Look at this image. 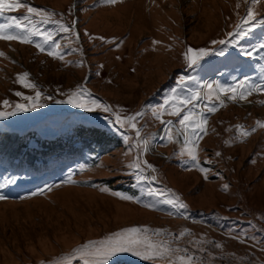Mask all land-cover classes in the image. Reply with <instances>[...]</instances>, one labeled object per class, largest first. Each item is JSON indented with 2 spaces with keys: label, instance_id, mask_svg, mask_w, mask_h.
Listing matches in <instances>:
<instances>
[{
  "label": "rangeland",
  "instance_id": "374dc122",
  "mask_svg": "<svg viewBox=\"0 0 264 264\" xmlns=\"http://www.w3.org/2000/svg\"><path fill=\"white\" fill-rule=\"evenodd\" d=\"M24 2L54 11L53 21L71 31L34 16L36 30L52 41L43 35H33L31 43L0 39V111L30 106L0 119V264H64L66 256L84 264L76 248L132 227L171 252L156 260L119 253L109 264H182L181 256L191 264H264V126L257 124L264 122V91L253 87L264 86V0ZM249 8L254 20L247 19ZM24 14V8L5 13L0 24ZM237 25L245 35L237 34ZM56 43L63 59L48 54ZM189 47L209 54L189 66ZM24 72L34 88L18 82ZM181 77L193 79L181 83ZM241 84L251 90L246 99L219 91ZM78 86L88 90L82 97L72 95ZM37 90L41 106L31 107L24 97ZM197 91L200 99L185 108L207 118L198 132L199 166L186 151L180 154L184 113L170 114L173 96ZM93 99L111 110L91 105ZM157 109H166L160 119L153 115ZM141 111L136 124L149 141L146 152L137 146L136 129L115 123L117 114ZM240 125L250 134L242 136ZM138 155L141 167H130ZM168 199L188 207L164 203Z\"/></svg>",
  "mask_w": 264,
  "mask_h": 264
},
{
  "label": "snow or ice",
  "instance_id": "6c2138e0",
  "mask_svg": "<svg viewBox=\"0 0 264 264\" xmlns=\"http://www.w3.org/2000/svg\"><path fill=\"white\" fill-rule=\"evenodd\" d=\"M106 3L114 4L117 2V0H105ZM253 4L257 2V0H252ZM24 8L26 9V14L22 16H16V15H10L8 16V24H0V39L5 40H19L22 43H31V37L33 35H43L45 37V42L52 41L53 37L50 34L42 33L36 30V24L34 20V16L39 18L41 22L49 23L54 22L57 24H60V30L63 32H70L71 27L66 24H61L60 21H53L52 17L56 15L54 11L46 10L43 7L37 8L31 6L30 3L24 2V0H0V16H4L5 13L12 12L16 9ZM247 19H255V15L251 8H249L247 13ZM247 19L244 21L247 22ZM26 21L28 23H26ZM29 23H31V28L29 27ZM18 28L25 30L23 32L15 33L8 31L9 29ZM237 34L238 35H245L246 33L243 32L240 29V25H237ZM77 33V37H78ZM229 35H232V33H229ZM103 39V37H101ZM235 42V41H233ZM154 43H159L158 41H155ZM213 44L219 43L224 44L225 41H213ZM36 47L41 51H45V48L43 45L37 43ZM61 45L56 43L54 44V50L49 51V55L58 56L60 59H63L64 57L60 55L59 49ZM262 48H264V45H261ZM209 54V50L205 48L201 49H192L189 47L186 52L184 53V57L186 61L188 62L189 66L195 65L201 60L204 56ZM223 50L220 52V55H223ZM245 55H252L251 51H247L244 53ZM5 55L2 51H0V56ZM29 76V73L24 72L22 74H18V82L24 84L25 87H35V84H33L31 81L27 80V77ZM185 79H193L192 77H181L180 81L183 83ZM210 90L212 89V85H207ZM254 88L260 91H264V86L260 85H254ZM237 88H241L242 90L237 92ZM88 90L84 87L78 86L76 92L72 93L73 96L76 97H82L84 93H86ZM219 91L223 92H232L233 95L231 96L232 100H236L237 96H239L240 99H246L248 95H251V90H243V84L237 85L235 88L229 86L228 88L221 87ZM18 96L23 95V93L17 92ZM41 93L40 91H36L34 97H24L25 100L32 101L31 107H40L41 105L37 102ZM206 99L211 98V92L208 94V96L205 97ZM200 99V93L197 91L193 93L191 97L187 98H178L173 96L171 98V115L176 117H181V114L184 113L183 117L179 119V125L181 129L183 130L184 134V147L181 148L180 154L183 155L185 151L187 152L188 156L191 157L192 161L194 162L195 166H199V159L197 157V148H198V142L201 138L198 135V132H204L205 129L203 127L204 124L207 123V118L204 116L203 112H194L190 107L185 108V106L192 105L193 100H199ZM217 100L220 99L219 96L216 97ZM68 103H74L72 99H69L67 101ZM5 105H8L9 101L5 100L3 101ZM91 105L100 108L102 107L105 112H108L111 110V106L107 104H101L98 100H91ZM221 104L224 103L223 100L220 101ZM264 103V102H262ZM169 101H165V105H168ZM75 106L78 108H86L88 107V104L84 102H78L75 103ZM30 106L26 104H16L15 109L13 111L3 112L0 111V119L5 118L6 116H12L15 115L16 112H26L29 111ZM89 110H93L91 107H89ZM166 109H157L153 115L156 116L157 119H160L162 112ZM206 110L208 112H215V107H206ZM143 115V112H136L133 115H129L127 117L121 118L117 114V119L115 121L116 124H120L121 126L130 125L132 128L136 129V137H141V130L137 127L136 120L138 117H141ZM161 123H164L163 120H161ZM168 124H171L172 121H167ZM257 124L260 126H264V122L257 121ZM241 129V135L247 136L250 134V132L245 131L243 126H238ZM188 130H191L192 135L189 137L187 135ZM254 130V129H253ZM167 139L169 141H172L174 138V134L171 130V128H168L165 130ZM127 139V137H126ZM148 143L149 141L147 139L140 138L138 140V145H143V151L148 150ZM216 155H220V153H216ZM144 164L147 165L148 168L154 169V166L149 164L146 160L143 161ZM211 163V161H209ZM130 167L139 169L141 167L140 163V157L139 155L136 158V161L130 165ZM202 172L205 173V178H207V169L200 168ZM140 179V177H137ZM71 179V177H69ZM152 179H156L155 176L152 177ZM5 185L0 184V188L4 187ZM51 187V186H50ZM224 188L227 189L228 185H224ZM104 191H107L108 189H102ZM36 193H33L35 195ZM115 195H121L120 193H114ZM159 195V193H157ZM5 197L3 195H0V199H4ZM125 199H131V197H124ZM164 203L167 204H174L178 208H187L188 205L180 202L177 200L168 199L164 201ZM156 231H163V230H156ZM184 231H188L187 229ZM142 229L139 227H132V228H126L122 231L115 233L111 236L106 237L104 240L101 241H88L86 244L80 245L78 248L74 250V253L79 255L83 258L84 264H109V261L113 259V257H117L119 253H132L138 257H142L145 260H156L157 258L164 257L168 253L171 252L170 248L161 247L154 243L148 242L146 237L141 236ZM184 232L180 233V236H183ZM74 258V256H66L64 257V264H71V260ZM179 260L182 262V264H191V257H179ZM114 264H117V262H114ZM168 264H175L174 261L169 260Z\"/></svg>",
  "mask_w": 264,
  "mask_h": 264
}]
</instances>
